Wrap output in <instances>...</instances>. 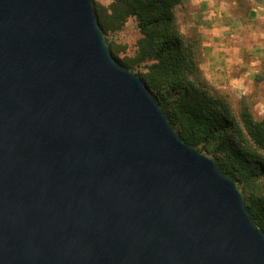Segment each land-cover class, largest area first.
Returning a JSON list of instances; mask_svg holds the SVG:
<instances>
[{
  "label": "water",
  "instance_id": "1",
  "mask_svg": "<svg viewBox=\"0 0 264 264\" xmlns=\"http://www.w3.org/2000/svg\"><path fill=\"white\" fill-rule=\"evenodd\" d=\"M0 264H264L236 182L116 59L93 0H0Z\"/></svg>",
  "mask_w": 264,
  "mask_h": 264
},
{
  "label": "trees",
  "instance_id": "2",
  "mask_svg": "<svg viewBox=\"0 0 264 264\" xmlns=\"http://www.w3.org/2000/svg\"><path fill=\"white\" fill-rule=\"evenodd\" d=\"M184 1L111 0L106 6L93 0V6L114 56L108 32L136 19L141 37L135 56L127 62L116 59L141 77L179 136L211 154L220 170L236 182L245 206L264 231V158L246 143L247 134L264 150V118L244 110L240 123L226 97L205 79L200 38L183 34L176 25L175 8ZM254 1L264 6V0Z\"/></svg>",
  "mask_w": 264,
  "mask_h": 264
},
{
  "label": "rangeland",
  "instance_id": "3",
  "mask_svg": "<svg viewBox=\"0 0 264 264\" xmlns=\"http://www.w3.org/2000/svg\"><path fill=\"white\" fill-rule=\"evenodd\" d=\"M95 3L99 5L108 6L111 0H94ZM192 0H185L182 4L175 8L176 25L180 31L185 35H198L201 41L202 48L204 49V44L208 41H212L210 38L213 33L204 31L203 27L210 21L209 17H203L195 8ZM213 8H217L219 11L218 26L223 27L224 21V11L227 4H223V0H215ZM239 2V10L246 14L245 19L240 18L241 28L239 27L237 31L233 34L241 37V43L244 44L245 52L244 59L245 62L255 60V65L253 69L255 74L253 80L250 83V87L247 90H243L241 87H237V83H228L227 86L224 84L229 81L230 78L237 74L238 68L233 70L232 68H227L229 73H226V78L222 82L224 87H217L211 84L205 76L204 70L202 69V61L200 68L202 70L205 79L217 90V93L226 97V100L231 105L232 113L235 115L237 121L241 123V113L244 110L251 111L255 118H264V6L257 3L254 0H237ZM249 12L252 14L249 16ZM205 16V15H204ZM248 16V17H247ZM235 27V26H234ZM233 28V27H232ZM232 28L229 30H224V35L229 31L231 34ZM106 37V36H105ZM141 37V33L137 26V21L129 19L126 25L117 31H109L107 38L111 43L112 49L115 51V56L121 59L122 62H127L129 58L135 56L137 41ZM234 39V38H233ZM208 40V41H207ZM250 48V49H249ZM249 49L247 52L246 50ZM246 53V54H245ZM204 50L202 60L204 59ZM248 70V69H247ZM240 71V70H239ZM229 76V77H228ZM229 79V80H228ZM242 125V124H241ZM248 139L247 146L251 151L255 152L257 156L264 158V150L258 148L253 141L247 136ZM214 147V146H213ZM211 157V154L204 153ZM213 159V158H212Z\"/></svg>",
  "mask_w": 264,
  "mask_h": 264
},
{
  "label": "crops",
  "instance_id": "4",
  "mask_svg": "<svg viewBox=\"0 0 264 264\" xmlns=\"http://www.w3.org/2000/svg\"><path fill=\"white\" fill-rule=\"evenodd\" d=\"M224 5L227 4L226 11H224V21L223 27L218 26V15L219 11L217 8H213L215 0H192L191 3L198 9L200 15L203 17H209L210 21L206 25L202 26L204 31L211 32L213 35L210 37L212 41H208L204 44V59L202 60V69L204 70L205 76L208 81L217 86L224 87L222 82L227 77V68H232L233 70L239 69L237 74H235L232 79L226 81L224 84L227 86L228 83H237V87H241L243 90H247L250 87V83L253 80L254 72L253 66L255 65V60L245 62L244 44L241 43V37L233 34L238 28H241L243 19H245L246 14L239 10V2L237 0H223ZM221 5L222 4H216ZM252 12H249V16ZM205 15V16H204ZM248 17V16H247ZM242 19V21L239 19ZM131 20L136 21L135 18ZM235 26V27H234ZM233 27V28H232ZM232 28L231 34L229 31L224 35V30H229ZM234 38V39H233ZM250 49V48H249ZM247 49L246 51L249 52ZM246 54V53H245ZM248 69V70H247ZM229 77V76H228Z\"/></svg>",
  "mask_w": 264,
  "mask_h": 264
}]
</instances>
